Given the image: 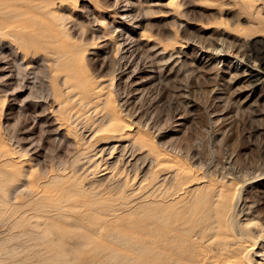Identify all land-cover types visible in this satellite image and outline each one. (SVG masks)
Returning <instances> with one entry per match:
<instances>
[{
    "label": "rangeland",
    "instance_id": "rangeland-1",
    "mask_svg": "<svg viewBox=\"0 0 264 264\" xmlns=\"http://www.w3.org/2000/svg\"><path fill=\"white\" fill-rule=\"evenodd\" d=\"M0 144V264L264 261V0H0Z\"/></svg>",
    "mask_w": 264,
    "mask_h": 264
},
{
    "label": "bare ground",
    "instance_id": "bare-ground-1",
    "mask_svg": "<svg viewBox=\"0 0 264 264\" xmlns=\"http://www.w3.org/2000/svg\"><path fill=\"white\" fill-rule=\"evenodd\" d=\"M179 2V1H178ZM181 4V3H180ZM57 17V16H56ZM56 19H59V18H56ZM63 20V19H62ZM104 22V21H103ZM64 24V23H63ZM15 25V24H14ZM7 27V26H6ZM62 27H64V26H62ZM64 29V28H63ZM65 32V31H64ZM145 33V32H144ZM142 31H141V34L143 35V38L144 37H147V35L148 34H144ZM61 35V34H60ZM63 36H65V35H63ZM77 47V46H76ZM77 50H78V48H77ZM73 52V51H72ZM77 57H79L78 55H77ZM101 83V82H100ZM109 95V94H108ZM106 100H107V97H106ZM109 100V99H108ZM112 102V101H111ZM110 102V103H111ZM108 103H109V101H108ZM114 103V102H113ZM113 103H111V104H113ZM116 103V102H115ZM116 106V105H115ZM119 108V107H118ZM115 109V108H114ZM124 114V113H123ZM126 116V115H125ZM108 117V116H107ZM109 119H111V118H108V120ZM112 119L117 123H119V122H123V124H124V126H122V128H124L125 126H127V127H130L132 124L131 123H129L127 120H125L124 119V117H123V115H122V113H121V111L119 110V109H115L114 110V114H113V117H112ZM127 119V118H126ZM130 121V120H129ZM112 122V121H111ZM133 122V121H132ZM122 124V123H121ZM120 124V125H121ZM2 125V124H1ZM112 125V124H111ZM119 125V126H120ZM110 126V125H109ZM113 126V125H112ZM110 128V127H109ZM108 128V129H109ZM122 128H121V130H122ZM111 129V128H110ZM116 129V128H115ZM126 129V128H125ZM119 130H120V128H119ZM129 130H132L131 129V127L129 128ZM137 130V129H136ZM115 131V130H114ZM117 131V130H116ZM135 131V130H134ZM137 132V131H136ZM128 133V132H127ZM131 133V132H130ZM140 132H138L137 134H139ZM126 134V133H125ZM135 134V133H134ZM1 144H2V142H1ZM0 144V145H1ZM15 146V145H14ZM10 147V146H9ZM12 147V146H11ZM10 147V148H11ZM13 149V148H12ZM1 150V149H0ZM8 150H9V148H8ZM7 150V151H8ZM14 150V149H13ZM2 151V150H1ZM9 151H11V150H9ZM12 153V152H11ZM5 154V153H4ZM165 156V155H164ZM169 156V155H168ZM12 158V157H11ZM165 158V157H164ZM173 158V157H172ZM172 158H170V159H172ZM178 158V157H177ZM176 158V159H177ZM7 159H8V157H7ZM20 160V159H19ZM167 160V159H166ZM171 161V160H170ZM190 165V164H189ZM59 168V167H58ZM54 171V170H53ZM52 171V172H53ZM37 175V174H36ZM15 190V189H14ZM18 191V190H17ZM20 191V190H19ZM20 192H22V191H20ZM19 192V193H20ZM14 193H16V192H14ZM33 193V192H32ZM234 196H235V194H234ZM29 197V196H28ZM237 197H238V192H237V194H236V196H235V199H234V202H235V200L237 199ZM10 198V197H9ZM8 198V200H10ZM234 205V204H233ZM59 206V205H58ZM15 218V217H14ZM16 220V219H15ZM14 219H13V221H15ZM12 221V222H13ZM229 223V222H228ZM14 224L15 223H13L12 225L14 226ZM232 227H233V225H232ZM238 234V233H237ZM240 235H242V234H240ZM22 237V236H21ZM242 237L243 236H239V239L240 240H243L242 239ZM10 238V237H9ZM6 239V238H5ZM261 239V238H260ZM242 243V242H241ZM257 243V239H254L253 240V242H252V244L251 245H249L250 247H247L245 250H244V252L242 253V255L237 259V258H235V259H229V260H227L226 262H223V263H215V264H264V261H262V260H259V259H257V255H254L253 254V252H254V248H255V244ZM227 246V245H226ZM262 248H264V245L262 246ZM258 251H260V250H258ZM257 251V252H258ZM261 253V252H260ZM261 255V254H260ZM259 258V257H258ZM261 258V257H260Z\"/></svg>",
    "mask_w": 264,
    "mask_h": 264
}]
</instances>
